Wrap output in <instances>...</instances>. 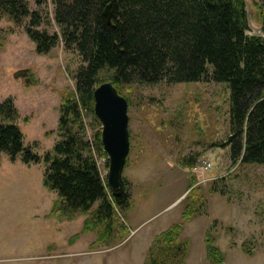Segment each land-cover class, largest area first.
Listing matches in <instances>:
<instances>
[{
	"label": "rangeland",
	"instance_id": "1",
	"mask_svg": "<svg viewBox=\"0 0 264 264\" xmlns=\"http://www.w3.org/2000/svg\"><path fill=\"white\" fill-rule=\"evenodd\" d=\"M27 1L42 14L38 29L61 36L53 0ZM245 1L249 34L264 38V0ZM28 23L16 25L0 14V31L8 33L0 55V103L13 99L25 146L36 145L44 156L59 141L60 107L65 96L76 94L74 75L84 63L63 41L38 55L25 31ZM119 93L129 102V235L92 248L96 233L80 234L86 216L48 217L58 196L43 185L44 164L11 162L1 154L0 264H146L154 238L179 223L196 198L205 203L183 228L182 238L190 241L187 264H212L208 233L225 258L222 264H264V165L233 164L230 149L221 147L230 134L228 86L161 82L122 86ZM107 159L98 158L105 178ZM203 161L212 167L202 177L196 169Z\"/></svg>",
	"mask_w": 264,
	"mask_h": 264
},
{
	"label": "trees",
	"instance_id": "2",
	"mask_svg": "<svg viewBox=\"0 0 264 264\" xmlns=\"http://www.w3.org/2000/svg\"><path fill=\"white\" fill-rule=\"evenodd\" d=\"M53 3L61 36L38 29L42 14L31 11L27 0H0V14L9 21L21 25L29 19L25 31L38 55H48L63 41L84 63L74 75L76 94L65 96L60 107L59 141L44 156L36 153V145L25 146L13 99L0 103V155L25 165L44 164L43 185L58 196L48 217L73 221L86 216L80 234L96 233L92 248L121 243L129 235L125 219L132 206L129 184L124 179L125 191L114 196L98 164V158L108 155L102 144V124L95 115L94 92L105 82L119 92L122 86L134 84H226L230 134L221 147L230 149L233 164L264 165V38L249 34L245 0ZM7 34L0 31V55ZM86 118L92 120L91 139ZM203 203L196 198L184 208L179 223L154 238L146 264H187L190 241L182 238L183 228ZM206 244L209 261L224 263L210 233Z\"/></svg>",
	"mask_w": 264,
	"mask_h": 264
},
{
	"label": "water",
	"instance_id": "3",
	"mask_svg": "<svg viewBox=\"0 0 264 264\" xmlns=\"http://www.w3.org/2000/svg\"><path fill=\"white\" fill-rule=\"evenodd\" d=\"M105 16L110 19L109 9ZM94 99L95 115L102 124V144L109 159L107 184L118 196L126 189L124 170L131 151L129 102L111 82L99 85Z\"/></svg>",
	"mask_w": 264,
	"mask_h": 264
},
{
	"label": "built area",
	"instance_id": "4",
	"mask_svg": "<svg viewBox=\"0 0 264 264\" xmlns=\"http://www.w3.org/2000/svg\"><path fill=\"white\" fill-rule=\"evenodd\" d=\"M212 167V164L208 161H203L196 169V173L201 175L202 177L205 175L206 171H208Z\"/></svg>",
	"mask_w": 264,
	"mask_h": 264
}]
</instances>
